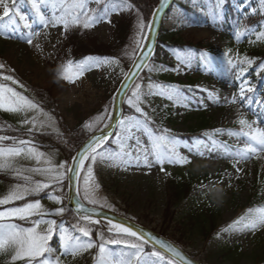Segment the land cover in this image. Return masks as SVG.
Segmentation results:
<instances>
[{"label": "rangeland", "instance_id": "rangeland-1", "mask_svg": "<svg viewBox=\"0 0 264 264\" xmlns=\"http://www.w3.org/2000/svg\"><path fill=\"white\" fill-rule=\"evenodd\" d=\"M243 1L245 3L238 6V10L240 12L244 9L249 10L252 18L246 19V22L236 26L235 29L229 25L224 15L213 14L210 2L207 0L189 1L191 6H196V10H193L196 11L197 22L192 23L183 19L177 23L176 31L172 30L175 41L171 40L159 45L153 58L146 64L127 93L125 105H128V111L124 118L136 117L141 121L145 120V117L137 113L128 103L133 96L136 84H140L141 91L144 93L141 107L148 116V129L155 134H160L167 129V134L176 141L177 152L188 162L184 164L165 161L161 165L156 162L154 155L149 154L148 160L151 166H145L143 157L144 149H150L149 132L143 128L139 131L133 128L131 138L126 139L129 133L119 126L115 137L109 141L113 148L108 146L104 152L127 153L128 155H123L122 158L129 163L117 165L97 157L96 162L92 164L93 180L90 181L91 184L98 185L94 191V198L98 201L95 205L89 204L84 199L83 177L86 175V169L82 170L78 185L79 197L85 204L132 220L167 239L170 238L166 235L180 237L183 242L179 245L180 248L201 264H264V229L251 232L237 231L234 227H229L240 216L245 215L248 209L264 207V153L250 156L246 160L239 159L235 155L244 147L248 139L239 134L241 126L237 123V119L241 113L253 128L264 129V92L261 89L250 97L251 92L247 91V88L252 89L250 80L252 74L263 76L264 61L252 67V70L245 68L246 64L240 63L245 58L252 62L256 60V57L247 55L246 50H251L255 45L259 48L264 46V39H258L260 33H264V0ZM53 3L57 5L55 12L59 16L61 0H40V10L46 18H51L53 14ZM100 5L101 3L97 4L95 0H90L88 7L96 11ZM217 5L220 6V2ZM94 12H90L89 15ZM109 13L108 18L103 17L90 28H84L81 23L65 31L62 24H57L55 27L49 24L47 28L43 27L33 7V0H15L13 13L0 21V64L4 65L0 73L12 75L25 88L13 85L11 81L0 80V82L7 83L28 96L38 103L45 113L53 117L51 127L45 126L37 132L56 133L55 140L67 143L71 147L70 151L74 148V144L73 138H69L73 134L69 136V132L74 133L78 128L96 132L108 122L115 96L148 37V25H151L152 19L146 22L142 13L135 7L119 12L112 8ZM0 15H2V8H0ZM21 16L25 19H20ZM141 20L145 24L143 33L139 28ZM167 20L168 17L164 21L167 29H172L173 23ZM249 20L250 22H247ZM255 20H260V23L254 24ZM128 24H131L128 38L123 46V42L120 44L124 51L131 52L127 66L125 61L114 58L112 52L120 26L122 28ZM27 25H31V28ZM37 30L40 31V35L34 40V44L38 43L39 48L26 43L29 32ZM141 37H143L141 46L137 48L136 41ZM191 44H202L205 47L198 50L191 48L189 46ZM76 50L80 51L77 56ZM87 51L89 53H86ZM82 55H86L81 61L87 68L83 75L75 79L74 83L62 79L59 73L63 66L68 60L79 59ZM178 56L182 59L187 58L190 63H182L177 59ZM105 59L113 62L104 63ZM229 60L237 66L233 67L228 63ZM240 67L246 69L242 75L239 74ZM163 74H167L168 77L164 79ZM150 84L164 88H177L180 96L168 99L166 95L158 94V88L150 90ZM260 84L264 88V76ZM241 87L245 88L243 99L240 98ZM150 92L157 94H149ZM38 94H49L54 104L48 109L45 108L40 103L42 99ZM233 96L237 98L236 104L230 103ZM168 107L172 110L170 111ZM0 114L14 125L10 130L13 136H7L32 140L37 149L46 154V158L51 157L53 165L67 162L70 166L75 153L87 140L86 138L80 141L73 154L68 155L71 156L68 159L69 157L64 156L65 153L61 150L67 149L63 145L59 144L61 147L59 145L54 147L47 143L42 145L43 143H38L34 134L27 135V128L31 125H21L22 115L2 110ZM28 115L31 116L33 113ZM201 118H206L209 123L198 129L196 135L192 136L191 130L199 126ZM38 119L46 118L40 116ZM172 120L175 122L172 123ZM5 124L10 126L0 118V128ZM88 124H91L90 128L85 126ZM217 129L221 131L217 132ZM243 131L248 129L244 128ZM76 134L83 133L77 130ZM0 135H3L1 130ZM137 139L141 142L139 145L136 143ZM2 144L7 146L12 144V141L10 143L4 141ZM35 166L37 165L34 160L24 157L17 159V167ZM176 168L190 171L195 177L194 192L203 194L207 201L218 210L217 229L211 239L194 237L185 230L182 222L178 224L180 214L174 209L171 193H168L165 185L167 184L165 175L170 169ZM237 168L241 170L237 171ZM28 174L33 175L35 180L45 179L38 174ZM68 174L62 184H53L51 188L27 199H39L46 210L64 208L62 215L46 216L45 219H55L58 229L59 227L67 228L75 235H80L83 240L91 239L98 245L100 236H98L99 240L93 236L101 232L106 240L120 238L115 230L108 231L111 224L115 223L98 220L99 223L88 224L72 210L79 219L76 221L71 219L72 226H68L66 223L69 209L67 206ZM0 179L5 184L0 190V197L6 195L16 183L21 182L10 171H0ZM50 195L61 197L62 202L56 203L49 199ZM25 202L16 201L14 204L3 205L0 206V210L21 206ZM5 222L15 223L21 227L31 226L30 221L19 219ZM77 224H86L92 232L91 237H83L81 233L75 231L74 226ZM46 227L42 224L40 230L43 231ZM49 244L55 249L52 256H59L63 264H97L98 247H93L76 257L62 256L59 230L54 233ZM146 245L151 246L152 249L151 247L150 249L153 251L165 254L148 241ZM146 245H144V253L150 254L152 251H148ZM106 247L114 254H119L121 251H134L127 249L124 245L108 244ZM221 247L237 248L240 253L239 258L236 261L217 260L216 252ZM145 259L148 264H167L169 260L165 257L164 261H160L150 255H145ZM174 261L173 264H180ZM17 264H24V262L18 261Z\"/></svg>", "mask_w": 264, "mask_h": 264}, {"label": "snow or ice", "instance_id": "snow-or-ice-1", "mask_svg": "<svg viewBox=\"0 0 264 264\" xmlns=\"http://www.w3.org/2000/svg\"><path fill=\"white\" fill-rule=\"evenodd\" d=\"M89 2L90 0H70V2L69 0H61L59 6L61 14L59 16H57L55 12L57 5L53 3L52 7L54 11L51 18H46L44 13L41 12L40 0H33V7L39 15L43 27L47 28L49 24L53 27L57 24H62L65 31H67L71 26L80 25L81 23L84 28H90L103 18V16L89 15L90 12L95 11L88 7ZM95 2L99 4L101 3V0H95ZM14 7L15 0H0V8H2L0 21L4 20L6 17H10L13 13ZM132 7L133 5L129 3L128 0H121L119 5H113V10L131 9ZM107 12L108 8L106 5L104 15H107ZM82 17L83 20L81 19ZM20 19L24 20L25 17L21 16ZM27 26L31 28V25ZM151 27V25H148L149 29H151ZM139 28L140 32L143 33L145 24L142 20L140 21ZM39 35V30L30 31L26 38V43L30 46L39 48L40 45L38 43L34 44V40ZM142 39L143 37L136 41L137 48L141 46ZM258 39H264V33H260ZM144 55L147 56L148 53L145 52ZM87 59L91 60L92 58ZM177 59L181 60L182 63H190L187 58L182 59L178 56ZM112 62L113 61L108 59L104 60V63ZM116 63H118V61H116ZM141 63H144V61L142 60ZM228 63L233 67L237 66L234 65L231 60H229ZM240 63L251 64L252 61L245 58ZM3 68L4 65L0 64V69ZM86 70L87 68L83 61L75 63L73 61H68L67 64L63 66L59 75L62 79L74 83L75 79L82 76ZM245 71V68L240 67L239 74L242 75ZM0 80L4 82L11 81L13 85L25 88V86L12 75H4L3 73H0ZM149 88L150 90L158 88V94L166 95L168 99H173L174 97L178 98L180 96L179 89L177 88H164L163 86L152 84L149 85ZM247 91L251 92L252 89L247 88ZM149 94L157 93L150 92ZM143 95L144 93L141 91V85L136 84L133 96L128 100V103L131 107L135 108L137 113L144 116L145 120L141 121L136 117H126L120 120L119 124L121 129L129 133V136L125 138H131V130L133 128L138 131L143 128L145 131L149 132L150 149H144L145 154L143 157V163L145 166H151L148 160L149 154L154 155L156 162L161 165H163L165 161L168 163L188 162L185 157H181L177 152L176 141L173 137L167 134V129L160 134L152 133L148 129V116L141 107V104L143 103ZM244 95L245 88L241 87L240 98L243 99ZM230 103L236 104L237 98L233 96ZM0 110L7 113L22 115L23 119L20 121L21 125H31V127L27 128V135L29 136L45 126L51 127L54 121V118L45 113L44 109L38 103L3 82H0ZM29 113H33V115L29 116ZM40 116H43L46 119H38ZM237 123L241 126V133L239 134H242L248 139L244 147L237 151L235 155L239 157V159L246 160L250 158V156L264 153V129L253 128L252 124L242 113L238 116ZM85 126L90 128L91 124ZM105 127H107V125H105ZM244 128H247L248 131H243ZM216 131L219 132L221 130L217 129ZM107 139L108 136L106 135L93 137L84 149L81 152H78L77 156L73 158L74 166H68L67 162L53 165L51 157L46 158V154L39 151L34 145V142L30 139H17L7 135H0V171H10L18 181H21L16 183L6 195L0 197V206L14 204L16 201H26L21 206H12L0 210V256L8 257V264H17L18 261H23L24 264H63V261L59 256H52L55 249L49 244L57 230L60 232V250L62 256L71 255L72 257H76L93 247H98L99 258L97 264H148L145 255L156 257L160 261L165 260V257L159 251L154 250L150 254H145L144 245L147 241L143 236L139 235L131 228L124 227L121 224H111V221H109L111 227L108 231L111 232L115 230L120 238L106 240L101 232L99 233L100 242L97 245L91 239L83 240L80 235H75L74 232L69 231L67 228L59 227L58 229L57 221L55 219H45L46 216L62 215L65 211L64 208L61 207L54 210H46L39 199H27L28 197L37 196L45 189L51 188L53 184H62L68 173H74L75 179L79 181L80 170L86 169V175L83 177L84 199L89 204H97L98 201L94 198V191L98 185L90 183V181L93 180L92 164L96 162L97 157H100L101 160L112 161L117 165H127L129 163V161L122 158L123 155H128L127 153H105L104 151H98V149L103 148ZM9 140L12 141V144L7 146L2 144V142ZM136 143L139 145L141 142L137 139ZM21 157L34 160L37 166L30 168L17 167V159ZM137 160H139V157H137ZM86 161H89L87 165L85 164ZM62 169L63 171H61ZM161 170L163 171V168H161ZM240 170L241 169L237 168V171ZM28 173L41 175L45 177V179L35 180L33 175ZM72 178V176H68L69 180ZM77 192L79 194L78 188ZM48 198L56 203L62 202L61 197L59 196L50 195ZM77 209L82 221L87 222L88 224L99 223L98 220H94L93 217L89 215V212L93 210L86 208L79 202H77ZM33 217L38 218L32 219ZM14 219L30 221L31 226L21 227L15 223L5 222ZM42 224L47 226L43 231L40 230ZM229 227H234V230L237 231L251 232L264 229V207L248 209L245 215L240 216L233 222V225H230ZM74 229L81 233L83 237L90 238L92 235L90 228L86 224H77L74 226ZM157 243H159L162 248H166L171 252L173 256H180V253L171 245L164 244L161 241H157ZM108 244L124 245L127 249L134 251H121L119 254H114L106 247ZM181 259H183V257H181ZM167 264H173V261L169 259ZM186 264H191V262L186 261Z\"/></svg>", "mask_w": 264, "mask_h": 264}, {"label": "trees", "instance_id": "trees-1", "mask_svg": "<svg viewBox=\"0 0 264 264\" xmlns=\"http://www.w3.org/2000/svg\"><path fill=\"white\" fill-rule=\"evenodd\" d=\"M189 1L191 0H177L174 5L172 6V8L170 9V11L167 14L168 20L167 22H172V29H167L166 24L163 23L160 34H159V39H158V46L163 44V43H168L171 40H174V32L175 30V26L177 25L178 22L184 20L190 21L192 23L197 22L198 17L196 16V6H191ZM208 2H210V9L213 11V14L216 16L219 15H224L225 19L228 20L229 25L232 28H236V26L241 25L243 22H246V19L252 18V16H250L249 14V10L244 9L242 12H240L238 10V6L243 5L245 3V1L243 0H207ZM128 2H130L133 7H135L139 12L142 13L143 15V19L146 22H150L152 19V16L155 12L156 7L158 6L160 0H128ZM218 2H220V6H218ZM121 3V0H101V5L100 7L92 14L94 16H103L108 18L109 17V12L111 11V9L113 8V5H119ZM189 3V4H188ZM107 5L108 8V12L107 15H104V10H105V6ZM195 9V10H193ZM115 11H121V10H115ZM83 20V17L81 18ZM247 22H250L247 21ZM254 24H258L260 23V20H255L253 21ZM131 24L129 25H125V26H120L119 30H118V36L116 39V45L113 46V52H112V56L114 58L119 59L120 61H125V64L128 66L129 65V56H131V52H126L124 51V49L121 48L120 44L121 42H123L122 46L124 45L126 39L128 38L129 32L131 30ZM174 32H173V31ZM172 32V33H171ZM1 39V37H0ZM175 41V40H174ZM175 44H179L178 42H174ZM191 48H195L198 50H201L202 48H204L205 46L202 44H191L189 45ZM181 47H183V45H181ZM242 48V45L240 46ZM245 51V50H244ZM247 55L249 56H253L256 57V60L253 61L251 64H246L245 68L251 69L252 67H254L255 65H258L259 63H262L264 61V46L262 48L257 47L256 45L251 49V50H246L245 51ZM79 52H75V55L77 56V54H79ZM86 53H89V51H87ZM98 53H102V52H98ZM84 54V53H83ZM90 54H92V52H90ZM103 54V53H102ZM75 56V58H76ZM84 56L86 55H82L79 59H70L68 61H73L75 62H81L82 58H84ZM1 57V56H0ZM264 76V74H263ZM261 75H257L256 74H252L250 77L251 85H252V91L249 94L250 97H253L254 94L258 93V91H260L262 89V91L264 92V88L261 87L260 81L261 78L263 77ZM164 79H166L168 76L167 74H163L162 76ZM39 95V94H38ZM40 99H42V101H40V103H42V105L45 108H49L53 103V98L50 97L49 94H40L39 95ZM168 109L171 111L172 108L168 107ZM128 111V105L125 106V113H127ZM0 118L2 120H4L6 123L10 124V126H1L0 130L1 133L4 135H11L10 130L12 126L10 121H8L2 114H0ZM201 123L199 124V126L197 128H193L191 130V135L194 136L196 135L198 129L205 127L209 121L206 120V118H201ZM175 120H172V123H174ZM77 130L79 132H82L83 134H76ZM74 133L69 132V136L71 135L69 138H73V144H74V148H72V150L70 151V146L61 141L58 140L56 141V133H45L43 132V134H41L42 132H36L34 133V135L36 136L38 143H43L42 145H44L45 143L56 147L57 145H63L64 148L67 149H61L66 155L67 157H69L68 159H70L71 156H68L69 154H73L76 146L80 143V141L82 142V140L84 141V139L88 138L91 134L94 133V131H84L81 128H78ZM66 131V130H65ZM67 132V131H66ZM62 136V134H60ZM60 136V137H61ZM58 137V136H57ZM11 141V140H10ZM10 141H8L10 143ZM109 143V142H108ZM105 144L103 146L102 149H100L99 151H104L106 149V147L110 146V148L112 147L109 144ZM66 144V145H65ZM59 145V146H60ZM61 147V146H60ZM113 148V147H112ZM182 157V156H181ZM88 162V161H87ZM86 162V164H87ZM185 164V163H184ZM183 164V165H184ZM165 180H167V184L165 183L166 187L168 188V193H171L172 199H173V204H174V209L178 210L177 212H179L180 214V218L177 220L178 224H180V222H182V225L185 227V230L189 233L192 234V236L194 237H204L205 239H211L212 238V234L214 233V231L217 229V223H218V218H219V214H218V210L217 208L214 207V205L210 202L207 201V199L205 198V196L203 194L200 193H195L193 190V186L195 183V177L194 175L190 172V171H186V170H181L180 168H176V169H170L167 174L165 175ZM4 181H2L0 179V190L3 189L4 187ZM175 201V202H174ZM71 219H74L75 221L78 220L79 218L72 213V211L70 209H68V215L66 216V223L68 224V226H72V221ZM181 227V225H180ZM182 229V227H181ZM181 234H183L180 231ZM164 234V233H162ZM99 234H95L93 237L96 239H98ZM170 238V240L174 241L176 244L181 245V243H183L180 239V237L176 238L175 236H169L166 235ZM99 240V239H98ZM97 240V241H98ZM183 240V239H182ZM146 245V244H145ZM148 251H153L151 250L152 247L148 246ZM151 247V249H150ZM164 257H166L167 259L172 260L173 262H175L172 258H170L169 256L163 254ZM240 256L239 251L237 250V248L235 247H221L220 249H218V251L216 252V259L217 260H234L236 261ZM6 259H8V257L5 256H0V264H8L6 263Z\"/></svg>", "mask_w": 264, "mask_h": 264}, {"label": "water", "instance_id": "water-1", "mask_svg": "<svg viewBox=\"0 0 264 264\" xmlns=\"http://www.w3.org/2000/svg\"><path fill=\"white\" fill-rule=\"evenodd\" d=\"M176 0H160L152 22H151V29H149L148 37L146 40V43L142 50L140 51L139 55L137 56L134 64L132 65L128 75L122 82L114 100V106L112 110V114L106 123L107 127L105 125L97 132H95L93 135H91L79 148L78 152H81L84 147L93 139V137L106 135L108 136V139L114 134L116 129L118 128L119 121L123 119L124 117V105H125V97L131 87V85L134 83L138 75L141 73V71L144 69L147 62L150 60V58L153 56L157 41L159 32L163 23V20L167 14V12L170 10L171 6ZM150 49V51H149ZM147 52L148 55L145 56L144 53ZM144 61V63H141V61ZM105 141V142H106ZM77 153L75 157L77 156ZM86 163V162H85ZM70 166H74V161H71ZM83 169L80 170V174ZM68 176H72L73 178L71 180L68 179V199H67V206L70 210H72L77 216L80 217L78 214L77 209V202L83 204L86 208L93 210L89 212V215L93 217L94 220H105V221H111L115 224H121L125 227L131 228L133 231H136L139 235L143 236L146 241L151 243L156 248L160 249L173 259H175L180 264H186V261H190L191 264H201L200 262L196 261L194 258L189 256L184 250H182L179 246H177L175 243L170 241L169 239L163 237L162 235L158 234L157 232L152 231L151 229L141 226L132 220L126 219L124 217H121L115 213H112L108 210L101 209L98 207L90 206L85 204L79 197V194L77 192V188L79 185V181L75 179L74 173H69ZM157 241H161L164 244L171 245L173 248H175L179 253L180 256H173L171 252H169L166 248H162ZM183 257V259H181Z\"/></svg>", "mask_w": 264, "mask_h": 264}, {"label": "bare ground", "instance_id": "bare-ground-1", "mask_svg": "<svg viewBox=\"0 0 264 264\" xmlns=\"http://www.w3.org/2000/svg\"><path fill=\"white\" fill-rule=\"evenodd\" d=\"M125 227V226H124Z\"/></svg>", "mask_w": 264, "mask_h": 264}]
</instances>
